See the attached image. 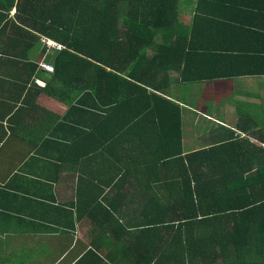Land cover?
Listing matches in <instances>:
<instances>
[{
	"label": "trees",
	"instance_id": "1",
	"mask_svg": "<svg viewBox=\"0 0 264 264\" xmlns=\"http://www.w3.org/2000/svg\"><path fill=\"white\" fill-rule=\"evenodd\" d=\"M0 41L24 58L40 48L52 70L27 59L30 75L47 74L46 93L97 113L100 124L104 110L141 101L130 125L154 105L160 128H176V150L166 144L173 149L161 160L130 144L129 168L141 163L136 182L149 190L140 191L158 188L159 197L139 202L145 223L128 224L127 238L113 242L128 264H264V160L232 165L230 142L183 156L181 108L164 96L170 71L181 85L264 76V0H0ZM41 88L33 82L23 101ZM99 126L76 131L80 143L67 146L94 147L104 138Z\"/></svg>",
	"mask_w": 264,
	"mask_h": 264
},
{
	"label": "crops",
	"instance_id": "2",
	"mask_svg": "<svg viewBox=\"0 0 264 264\" xmlns=\"http://www.w3.org/2000/svg\"><path fill=\"white\" fill-rule=\"evenodd\" d=\"M8 44L0 41V264H128L127 250L113 242L127 238L128 224L145 223L139 202L159 197L158 188L145 197L140 191L149 190L136 182L141 163L129 168L130 144L142 155L161 160L168 147L176 150V128H160L163 114L154 105L130 125L134 113L144 108L141 101L123 104L119 113L104 110L100 124L97 113L80 114L76 104L69 106L46 93L47 74L30 75L27 59L43 69L36 60L44 57L40 48L24 58L17 45ZM169 76L164 96L181 108L183 156L230 142L232 165L250 166L252 161L255 166L264 160V91H246L252 77L181 85L177 72ZM33 82L42 87L41 93L26 104ZM98 126L104 138L98 144L92 139L94 147L80 152L67 146L72 140L73 146L80 143L82 135L76 131ZM162 133L167 137L157 148L154 138ZM135 190L141 195L132 194Z\"/></svg>",
	"mask_w": 264,
	"mask_h": 264
},
{
	"label": "rangeland",
	"instance_id": "3",
	"mask_svg": "<svg viewBox=\"0 0 264 264\" xmlns=\"http://www.w3.org/2000/svg\"><path fill=\"white\" fill-rule=\"evenodd\" d=\"M41 40H42V41H46V44H48V46H53V45H54V42H52L51 40H50V41L45 40V38H43V37L41 38ZM36 58H37L36 60L39 61V63L41 64V67H46V68H48V69H51L50 66H48L47 64H45V63L43 62V58H45V57L41 58L40 56H36ZM51 70H52V69H51ZM51 70H50V71H51ZM261 78H263V77H261ZM261 78L259 77L258 79H255V77H254V78L252 77L253 80H250V81H252V84H249V85H247V86L245 87L246 91H247L248 93H252L251 95H255V94H257V90H258V91H259V90L264 91V89H263L264 82L261 81ZM235 87H236V88H239V87L237 86V84H236ZM230 95H231V98H232V94H230ZM230 95H229V96H230ZM222 96H224V98H225V97H227L228 95L223 94ZM228 100H230V98H229ZM261 109H262L261 111H264V106H262ZM254 110H255V113H257V114L260 113V111H258L257 108H254ZM263 118H264V114L261 116L260 119H263Z\"/></svg>",
	"mask_w": 264,
	"mask_h": 264
},
{
	"label": "clouds",
	"instance_id": "4",
	"mask_svg": "<svg viewBox=\"0 0 264 264\" xmlns=\"http://www.w3.org/2000/svg\"><path fill=\"white\" fill-rule=\"evenodd\" d=\"M53 46H55V45H53ZM44 68H46V67H44ZM47 69V68H46ZM48 70V69H47ZM50 71V70H49ZM39 82H41V83H43L42 81H39ZM44 84V83H43Z\"/></svg>",
	"mask_w": 264,
	"mask_h": 264
},
{
	"label": "built area",
	"instance_id": "5",
	"mask_svg": "<svg viewBox=\"0 0 264 264\" xmlns=\"http://www.w3.org/2000/svg\"><path fill=\"white\" fill-rule=\"evenodd\" d=\"M48 69V68H47ZM48 70H51V69H48Z\"/></svg>",
	"mask_w": 264,
	"mask_h": 264
}]
</instances>
